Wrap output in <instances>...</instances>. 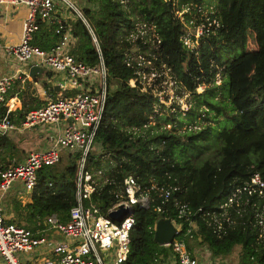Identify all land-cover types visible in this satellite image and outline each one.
I'll return each instance as SVG.
<instances>
[{"label":"trees","instance_id":"16d2710c","mask_svg":"<svg viewBox=\"0 0 264 264\" xmlns=\"http://www.w3.org/2000/svg\"><path fill=\"white\" fill-rule=\"evenodd\" d=\"M76 2L97 37L111 75L102 118L86 158L89 170L101 172L92 200L107 211L126 175H133L143 186L156 182L179 187L161 213L132 206L129 251L121 264H158L166 259L170 247L153 240V225L161 215L180 223L177 237L184 239L191 253L201 243L213 256H224L238 247V264H264V224L255 216L264 208L263 188L256 185L251 193L242 191L237 200L224 205L237 187L250 182L254 172L264 181V0ZM186 3L207 7L213 3L208 15L219 23L204 27L196 49L183 42L185 27L175 14ZM137 21L151 26L157 37L125 38L136 29ZM39 24L33 42L50 47L58 38L55 25L42 20ZM71 25L74 40L70 52L87 64L95 63L98 54L85 24L76 17ZM249 29L255 33L254 51L246 50ZM134 53L143 57L140 67H169L182 90L189 92L187 108L160 103L156 109L152 92L129 85L128 80L137 74L126 64V57ZM218 71L221 76L216 82ZM50 76L49 71L40 75L45 89L53 91ZM18 98L20 106L9 114L15 123L30 107L40 104L30 79L25 80ZM4 111L5 106L0 105V115ZM159 120L169 122L171 129H155L152 121ZM9 136L0 133V169L14 158L13 153H17L15 161L21 159L18 143ZM37 175L31 190L17 188L2 197L3 208L10 214L6 220L31 230L48 214L67 218L76 203V158L66 150L57 162L39 168ZM173 197L192 208L201 207L203 214L197 212L192 225L180 221Z\"/></svg>","mask_w":264,"mask_h":264},{"label":"built area","instance_id":"2783aa9c","mask_svg":"<svg viewBox=\"0 0 264 264\" xmlns=\"http://www.w3.org/2000/svg\"><path fill=\"white\" fill-rule=\"evenodd\" d=\"M0 5H5L6 9H17L19 6L26 8L17 40H5L0 35L1 54L17 62L13 63L16 65L15 70L0 73V105L5 106L4 113L0 115V133L34 126L46 127L49 132L47 144L43 148L32 149L23 160L11 162L0 169V264H121L129 251V233L134 222L132 206L154 208L161 213L166 210L164 204L179 187L172 184L159 185L156 182L143 186L133 175H126L118 185L117 198L108 210L104 212L100 209L92 200L91 194L101 180V172L89 170L86 167V158L102 118L111 75L97 37L76 0H0ZM189 6L201 12L204 5L182 4L175 13L181 22L182 15H187L183 8ZM66 10L75 16H68L65 14L68 13ZM207 11H213L212 4H209ZM198 16L199 22L203 17L196 15V18ZM205 16L208 18L204 25L197 26L198 34H202L204 27L219 25L215 17L211 19L208 14ZM76 17L83 21L96 47L98 56L93 64L76 59L70 52V43L74 40L71 20ZM39 20L55 25L54 32L58 38L50 47L44 48L33 42L34 35L40 28ZM150 28L152 29L151 26ZM143 33V30L136 27L125 38L143 37ZM151 36L157 37L154 31ZM181 38L188 46L186 28ZM142 63L143 57L140 53L126 57V64L132 66L137 74L128 83L140 91L152 92L157 109V105L166 103V98L155 88L157 71L170 70L165 64L161 68L145 69L140 67ZM31 65L44 67L51 72V76L58 72L63 75L61 80L52 79L59 85V90L44 89L47 97L45 102L28 110L18 126L9 116L12 106L7 101L12 99L10 90L16 78L32 77L29 75ZM51 76L47 79L50 80ZM146 78L150 81H145ZM193 127L196 128V125ZM63 150L70 151L76 158V203L70 207L67 218L61 219L56 213L48 214L38 220L40 225L34 230L6 220L2 205L4 194L15 183L20 190H31L37 184L38 169L57 162ZM256 185L263 188L259 190L264 193V181L258 172L253 173L250 182L237 187L224 205L237 200L242 191L251 193ZM121 202L128 205L131 212L117 221L108 216V211ZM172 204L176 218L186 221L188 225L193 224L197 212L199 215L203 214L201 207L192 208L188 202L174 197ZM255 216L258 223L263 225L264 208L255 212ZM213 217L218 222L217 216L213 214ZM220 226L218 222L217 228ZM190 229L188 227L186 232ZM178 231L179 227L172 241L162 244L170 247V253L158 264H197L196 256L189 251L184 239L177 237ZM58 235L61 240H58ZM100 248L113 250V256L107 253L104 258ZM159 256L154 257V260L157 261Z\"/></svg>","mask_w":264,"mask_h":264},{"label":"rangeland","instance_id":"374dc122","mask_svg":"<svg viewBox=\"0 0 264 264\" xmlns=\"http://www.w3.org/2000/svg\"><path fill=\"white\" fill-rule=\"evenodd\" d=\"M212 5H213V3H212ZM124 6H126V5H124ZM62 8H64V7H62ZM62 8H60V9L62 10ZM201 8H202V9H200L201 12L198 11V9H194L193 6L183 8L184 12H186L187 15H184V14L182 15V22L186 28V40L188 42V47H190V48L196 49L199 46L202 37H201L200 33L199 34L197 33V26L202 27L204 25L205 19L208 18V16L207 17L205 16L208 14L206 4L204 6H202ZM3 11L7 12L6 6L0 5V13H2ZM66 12H68V13H65V14H67L70 17H72V15L75 16L74 13H72V12L69 13L68 10H66ZM196 15H200L201 18L203 17V19L198 22L197 19H199V16H198V18H196ZM132 16L135 17V13L132 14ZM18 19H19V17L15 18L14 23L18 24V21H17ZM136 26H137V28L143 30V32H144L143 34H145L146 38L151 39L150 36L152 35L153 30L150 27L143 26V24L139 23V21H137ZM256 49H257V43L255 41V33L253 32V30L249 29L247 31L246 50L247 51H250V50L254 51ZM4 59L7 60L9 63L10 62L11 63H17L10 58L9 59L4 58ZM23 66H24V68H26V65H23ZM157 72H158V74L155 78V88H156V90H159L162 93V95L166 98V103H165L166 106L169 107L172 105V103H179L181 108H187L188 103L186 101L189 98V94H188L189 92L187 90H182L181 83H177L175 78L170 74V72L168 70L158 69ZM199 72L203 73L204 70L199 69ZM62 75L63 74L60 72L56 73L55 75H52L50 82L52 81V79L61 80ZM220 76H221V73L218 71L216 76H215L216 82L220 81ZM30 79H32V77H30ZM146 80L150 81L149 78H146L145 81ZM33 86L35 87V90L37 91V85L33 84ZM202 88H203V85L201 84L197 87V90L201 91ZM152 124L156 125L155 129H160V128L171 129V124L169 122H164L163 120L152 121ZM30 132H32V130ZM8 133L10 134L9 137L12 138L14 141L16 139L15 137L19 136L20 134H22V136L27 135L26 131H19L17 129L11 130ZM35 137L36 136L34 134H30V137L26 140L24 147L19 148V152L21 153V155H20L21 158L22 157L24 158L25 153H26L25 151H27L31 148L36 149L37 146H35V145L37 144V141L35 140ZM98 146H99V144H98ZM43 147L38 146L37 148H43ZM64 151H66V150H63L62 153ZM12 157H14V158H9L10 161L14 160V159L16 160L17 153H13ZM3 214H4L5 218H10V214H9V212L7 213L5 207L3 208ZM173 222L175 225H177V227L180 226L179 222H175V221H173ZM57 238H58V240L62 239L61 236H59V235L57 236ZM195 246L192 248V253L194 254V256H196L197 264H238L237 263V257H238L237 253L239 250L238 247H235L234 250H232L230 253H228L224 256H213L204 244L201 243V244H197ZM100 252H101L102 256H104V258H105L107 253L110 254L111 256H113V250H111L109 248H100Z\"/></svg>","mask_w":264,"mask_h":264},{"label":"crops","instance_id":"0c3cea01","mask_svg":"<svg viewBox=\"0 0 264 264\" xmlns=\"http://www.w3.org/2000/svg\"><path fill=\"white\" fill-rule=\"evenodd\" d=\"M25 13H26L25 6H20L17 9L10 8V7L8 8L7 7V12L3 11L2 13H0V16L2 17V18L0 17V35L2 36V38H4L5 40H17V38L19 36V33H20V29H21V22H22V20H23V18L25 16ZM18 17H19V19L17 20L18 24H16V23H14V19L18 18ZM4 58H6V57H4L1 54V52H0V73H7V72H11L12 70H15L16 69V65L11 63V62L9 63ZM40 75L32 76V79H30V77H26V76H24V78H22V79H19V78L15 79V82L13 84V88L10 90V95H11L12 99H9L7 101V104H11L12 110H14L18 106H20V100L18 98V92L21 91L22 87L24 86V82H25L26 79H30L33 82V84L37 85V91L36 92H37V96L40 99V104L39 105H41L42 103L45 102L47 97H46V95L44 93V89L45 88L43 86V80L40 77ZM51 84H52V87H53V85L56 84V83H54L52 81ZM32 108H36V106L30 107V109H32ZM20 122L16 123V125L19 126L21 124ZM19 129H18L19 131H26L27 132V135H25V136H22V134H20L19 136L15 137L16 139L14 138L15 141L18 143L20 148L24 147L26 140L30 137V134H34L36 136L35 140L37 141V144L35 146H37V147L38 146L39 147L42 146L43 147V146H45L47 144V136H48L49 132H48V129L46 127H43V126H34V127H31V128L19 127ZM31 130H32V132H30ZM32 149H35V148H31V149H29L27 151L29 152ZM27 151H25L26 152L25 156L28 153ZM25 156H24V158H25ZM22 158L19 161L24 159V158L23 159ZM11 162H17V161L12 160L9 163H11ZM17 188H19V186H18L17 183H15L11 187L10 190L14 191Z\"/></svg>","mask_w":264,"mask_h":264},{"label":"water","instance_id":"95a60500","mask_svg":"<svg viewBox=\"0 0 264 264\" xmlns=\"http://www.w3.org/2000/svg\"><path fill=\"white\" fill-rule=\"evenodd\" d=\"M46 72L45 68L39 65H31L29 67V75L35 76ZM53 88L58 91L59 85L54 84ZM131 209L124 203H119L115 208L108 211V216L114 220H121L126 215L130 214ZM177 232V227L170 216H159L155 220L153 229V240L159 244H166L172 241Z\"/></svg>","mask_w":264,"mask_h":264}]
</instances>
